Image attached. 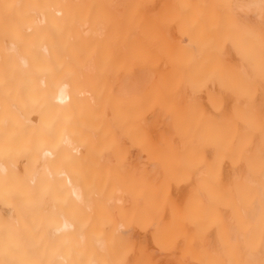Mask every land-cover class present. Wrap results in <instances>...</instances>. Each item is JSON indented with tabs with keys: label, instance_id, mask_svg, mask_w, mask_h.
<instances>
[{
	"label": "bare ground",
	"instance_id": "1",
	"mask_svg": "<svg viewBox=\"0 0 264 264\" xmlns=\"http://www.w3.org/2000/svg\"><path fill=\"white\" fill-rule=\"evenodd\" d=\"M0 264H264V0H0Z\"/></svg>",
	"mask_w": 264,
	"mask_h": 264
}]
</instances>
